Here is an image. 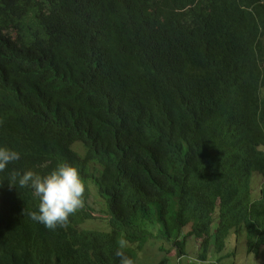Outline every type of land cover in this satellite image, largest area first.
<instances>
[{
  "label": "trees",
  "instance_id": "1",
  "mask_svg": "<svg viewBox=\"0 0 264 264\" xmlns=\"http://www.w3.org/2000/svg\"><path fill=\"white\" fill-rule=\"evenodd\" d=\"M0 121V147L20 153L0 172V264H120L118 250L134 263L120 239L182 256L192 236L206 262L242 228L264 246V0H0ZM61 164L85 204L51 230L9 182ZM91 186L107 231L80 228Z\"/></svg>",
  "mask_w": 264,
  "mask_h": 264
},
{
  "label": "rangeland",
  "instance_id": "2",
  "mask_svg": "<svg viewBox=\"0 0 264 264\" xmlns=\"http://www.w3.org/2000/svg\"><path fill=\"white\" fill-rule=\"evenodd\" d=\"M78 153L83 154L84 149L80 142L72 146ZM90 171L97 174L101 169L98 163L89 164ZM264 182V177L259 173H254L252 177L253 199L260 197V188ZM86 206L93 210L94 218L87 220L80 225V228L107 231L108 206L106 199L102 197L95 187L91 186V195L86 201ZM153 233H157L158 226H150ZM189 227L183 230L186 233ZM227 245L221 252H217L214 246L210 247V260L202 262L199 260L200 247L203 239L189 237L186 240L185 253L180 256L179 250L161 238H152L142 248H137V244L127 243V246L136 248L137 258L133 264H264V246H260L258 251L250 249L245 229L232 231L226 239ZM170 250V251H169ZM167 258L164 262H162ZM162 262V263H161Z\"/></svg>",
  "mask_w": 264,
  "mask_h": 264
},
{
  "label": "clouds",
  "instance_id": "3",
  "mask_svg": "<svg viewBox=\"0 0 264 264\" xmlns=\"http://www.w3.org/2000/svg\"><path fill=\"white\" fill-rule=\"evenodd\" d=\"M19 159L18 151L0 147V172H4L9 164ZM17 179L20 187H30L34 196L39 198V211L31 212L29 216L48 229L66 227L69 218L85 204V182L75 166L61 164L43 176L33 170H26L23 174L13 170L9 184L16 186ZM127 243L126 239H120V248H125ZM116 255L120 257V264H133L132 259L123 251L118 250Z\"/></svg>",
  "mask_w": 264,
  "mask_h": 264
},
{
  "label": "bare ground",
  "instance_id": "4",
  "mask_svg": "<svg viewBox=\"0 0 264 264\" xmlns=\"http://www.w3.org/2000/svg\"><path fill=\"white\" fill-rule=\"evenodd\" d=\"M159 227V226H158Z\"/></svg>",
  "mask_w": 264,
  "mask_h": 264
}]
</instances>
